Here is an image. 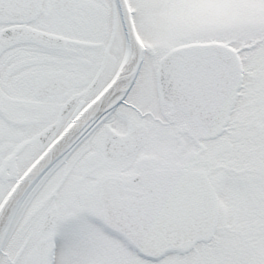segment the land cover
Wrapping results in <instances>:
<instances>
[{
    "label": "snow or ice",
    "instance_id": "snow-or-ice-1",
    "mask_svg": "<svg viewBox=\"0 0 264 264\" xmlns=\"http://www.w3.org/2000/svg\"><path fill=\"white\" fill-rule=\"evenodd\" d=\"M0 264H264V0H0Z\"/></svg>",
    "mask_w": 264,
    "mask_h": 264
}]
</instances>
